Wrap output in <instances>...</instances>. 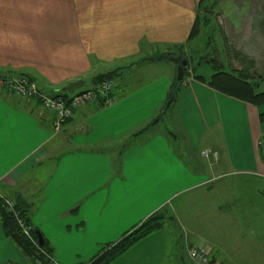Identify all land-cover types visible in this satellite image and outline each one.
I'll list each match as a JSON object with an SVG mask.
<instances>
[{
  "label": "crops",
  "instance_id": "0c3cea01",
  "mask_svg": "<svg viewBox=\"0 0 264 264\" xmlns=\"http://www.w3.org/2000/svg\"><path fill=\"white\" fill-rule=\"evenodd\" d=\"M199 2L0 0V77H28L53 97L78 80L90 90L94 76L123 68L114 82L122 88L117 99L79 108L60 130L38 100L0 90V195L31 207L32 225L50 242L58 264L95 240L119 238L173 200L180 224L184 197L196 191L208 196L225 177L264 173V111L193 78L186 79L178 118L202 159L187 164L152 131L122 149L163 104L172 73L160 75L164 60L154 58L187 47ZM167 238L165 230L155 232L115 263L173 262ZM0 264H32L1 220Z\"/></svg>",
  "mask_w": 264,
  "mask_h": 264
},
{
  "label": "rangeland",
  "instance_id": "374dc122",
  "mask_svg": "<svg viewBox=\"0 0 264 264\" xmlns=\"http://www.w3.org/2000/svg\"><path fill=\"white\" fill-rule=\"evenodd\" d=\"M198 13L202 21L199 36L187 44L182 52L176 50L189 59L185 73L187 80L193 78L195 71L211 75L214 73L212 66L216 63L226 71L245 72L252 80L264 76V0H211L204 10L198 7ZM176 69L175 62L164 60L159 65L158 73L171 72L174 80ZM120 81L123 82L122 79ZM89 86L90 83L85 81L84 87ZM121 92L122 88L117 86L114 90L116 99ZM258 107L264 111V105ZM171 131L181 137L187 136L178 112L177 115L173 112L166 116L164 121L152 129V134L162 133L169 144L168 133ZM180 143L182 154L190 165L202 159L192 150L186 151L185 139L180 140ZM259 152L263 157L261 149ZM207 161L202 160L203 163ZM213 187L208 196L206 191H196L191 196L181 197L183 199L178 203H182L181 225L176 220L164 229L168 237L167 255L169 260L174 259L170 263L179 264L182 258L183 261L188 260L185 264H198L188 255L190 250L197 249L205 250L217 264H222L218 256L224 258L225 264H264V173L225 177ZM176 205L173 200L171 208ZM79 229L83 230L84 226ZM119 238L100 243L95 240V246L90 249L72 254L71 257L66 254L67 257L59 259L64 264L68 261H74V264L87 263L99 253L104 244L116 242ZM218 250L221 254H218ZM186 254L194 262L185 257ZM54 258L57 259L56 255ZM117 260L111 264H116Z\"/></svg>",
  "mask_w": 264,
  "mask_h": 264
},
{
  "label": "trees",
  "instance_id": "16d2710c",
  "mask_svg": "<svg viewBox=\"0 0 264 264\" xmlns=\"http://www.w3.org/2000/svg\"><path fill=\"white\" fill-rule=\"evenodd\" d=\"M209 1L211 0H200L198 7H201V10L202 8L204 10ZM201 22V16L198 13L196 21L191 30V34L189 36V42L194 41L199 36L200 31L202 30ZM181 50L180 52H182ZM173 56H180L188 60V65L184 68L183 78L181 80H178L176 76L168 89L163 104L158 108L153 118L138 131L129 135L127 137L128 140H126L127 143L122 146V149L134 145L137 138L152 131V129L155 128L159 123L164 121L165 117L169 116V114L174 112L177 115L178 107L182 97L181 95L186 89L185 80L187 78L185 77V73L189 67V59L188 57L182 55V53H179L178 55L174 53H165L157 56L154 59L169 61L170 57ZM216 64L212 66L214 68V73H212L211 75L206 76L205 74H199L196 73L197 71H195L192 75L193 79L211 87L212 89L226 96L235 98L253 106L258 107L264 105V76H260L257 80H252L249 77V74H246L245 72L226 71L222 67H218ZM121 69L123 68H117L110 72L94 76L92 80L93 88L90 90H98L105 83L115 82V80L119 77V71ZM194 69L196 68H193V70ZM175 73L177 75V69ZM114 89L115 86L112 88V90L106 92V94L97 95V99L95 102H98V108L105 107L115 100L116 96L114 94ZM86 91L89 90L81 89L75 92L64 91L53 97H61L68 102L71 101V99H73L74 97ZM259 119L260 122L264 124V112L259 115ZM168 137L169 146L171 147L172 151L180 159L189 164L187 159L182 154V145L180 143V140L182 141V139H185L187 142L186 149H188L186 151H190L191 147H189L188 145L187 137H181L177 133L172 131L168 133ZM120 156L121 153L118 155L119 159L117 160V163L121 161ZM262 158L264 161V156ZM15 202V210L10 211L4 205V199L0 196V220L7 237L12 239L15 245L23 252V254L31 261L32 264H58L54 258L55 251L50 242L45 239V244L43 247H40L38 244V239L36 236L37 228L32 225L31 221V207L20 198L15 199ZM78 209L79 207L77 206L76 208L71 210V213H77ZM18 218L22 219L27 226L31 227L32 240L31 238L23 234L22 229L18 224ZM175 221L176 218L171 208L168 205H165L147 216L140 224L125 232L116 242L104 244L99 253L84 264H111L119 259L122 255L127 253L141 240L155 232L166 229L168 225L174 224Z\"/></svg>",
  "mask_w": 264,
  "mask_h": 264
},
{
  "label": "built area",
  "instance_id": "2783aa9c",
  "mask_svg": "<svg viewBox=\"0 0 264 264\" xmlns=\"http://www.w3.org/2000/svg\"><path fill=\"white\" fill-rule=\"evenodd\" d=\"M114 86V82L105 83L100 89L83 92L71 99V101L67 102L61 97L54 98L42 93L36 82L28 77H23L20 79L0 77V90L4 93L12 94L25 100H38L42 106L54 116L53 122L55 130H60L63 125L74 116L76 110L85 106L86 104L95 102L98 94H106V92L112 90ZM259 147L264 154V135L260 139ZM204 156L207 157L208 153L205 152ZM2 198L4 199V205L10 211H14L16 206L15 200L6 199L4 197ZM18 224L22 229L23 234L31 238V227L27 226L24 221L19 218ZM189 256L198 264H217L211 261L210 256L205 250H190Z\"/></svg>",
  "mask_w": 264,
  "mask_h": 264
},
{
  "label": "water",
  "instance_id": "95a60500",
  "mask_svg": "<svg viewBox=\"0 0 264 264\" xmlns=\"http://www.w3.org/2000/svg\"><path fill=\"white\" fill-rule=\"evenodd\" d=\"M204 59L205 61L207 60V58H204ZM170 60L177 64V79L181 80L184 75V68L188 65V60L180 56L170 57ZM82 88H83V81L78 80V81L70 83L67 87L64 88V91H74L75 92V91L81 90ZM36 236L38 239L39 246L43 247L45 244V237L39 230L36 231Z\"/></svg>",
  "mask_w": 264,
  "mask_h": 264
}]
</instances>
